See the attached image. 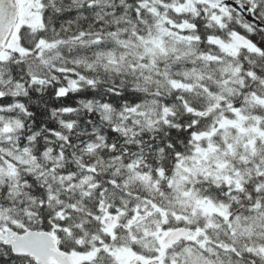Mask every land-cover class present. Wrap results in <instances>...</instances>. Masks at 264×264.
Segmentation results:
<instances>
[{"label":"snow or ice","instance_id":"1","mask_svg":"<svg viewBox=\"0 0 264 264\" xmlns=\"http://www.w3.org/2000/svg\"><path fill=\"white\" fill-rule=\"evenodd\" d=\"M0 264H264V0H0Z\"/></svg>","mask_w":264,"mask_h":264}]
</instances>
